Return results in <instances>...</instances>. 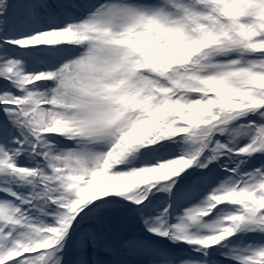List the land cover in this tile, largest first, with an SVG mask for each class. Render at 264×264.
Returning a JSON list of instances; mask_svg holds the SVG:
<instances>
[{"label":"snow or ice","instance_id":"obj_1","mask_svg":"<svg viewBox=\"0 0 264 264\" xmlns=\"http://www.w3.org/2000/svg\"><path fill=\"white\" fill-rule=\"evenodd\" d=\"M0 264H264V0H0Z\"/></svg>","mask_w":264,"mask_h":264}]
</instances>
